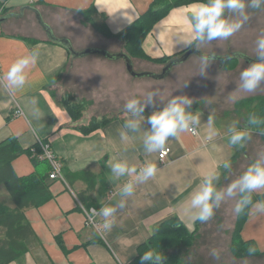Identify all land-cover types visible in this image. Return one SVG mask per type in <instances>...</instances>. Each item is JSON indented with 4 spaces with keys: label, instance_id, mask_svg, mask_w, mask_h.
<instances>
[{
    "label": "crops",
    "instance_id": "crops-1",
    "mask_svg": "<svg viewBox=\"0 0 264 264\" xmlns=\"http://www.w3.org/2000/svg\"><path fill=\"white\" fill-rule=\"evenodd\" d=\"M152 1L0 0V6H5L0 17L16 14L3 22L0 20V77L28 51L37 48L40 52L24 90L13 93L0 78V143L16 137L21 146L28 149L36 145L38 138L49 140L67 178V184L61 180H48L51 199L26 210L27 219L36 234L28 242V251L8 264H128L136 256L139 245L149 240L165 219L178 216L192 229L195 213L188 205L210 171L217 170L219 180L224 175L218 189H226L244 174L250 164L264 157L262 152L247 149L233 160V155L239 152V145L230 143L232 133L229 129L235 126L239 130L241 127L239 118L233 113L236 102L264 96V84L253 93L238 89L240 72L254 62L234 58L224 64L216 59L209 64L215 73L211 70L212 74H204L210 80L211 92L202 94L198 91L191 97V111L198 112L201 117L200 125L196 126L198 133L185 132L178 139L169 138L165 148L171 151L162 161L160 151L145 152L142 137L144 131L151 127L147 117L168 101H156L145 109L146 119L140 131L126 129L124 125L131 118L124 108L128 100L126 93L135 91L138 83L135 78L130 79L125 60H111L99 53L74 57L67 47L49 36L32 9H37L55 37L68 39L77 52L95 48L111 54H128L123 40L104 35L88 21V10L96 8L100 16H105L107 28L118 34L148 10ZM194 4L173 8L155 25L143 41V49L148 55L171 56L189 47L183 42L190 38L189 17ZM246 14L249 19L230 38L202 44L198 50L217 55L242 52L256 58V41L264 34V7L250 9ZM191 57H194L191 62L201 63L200 56L194 54ZM131 59L134 66L141 68L140 71L158 69V64L147 59ZM65 94L92 102L81 119H73L62 102ZM18 108L22 109V115L16 114ZM106 111L114 114L108 123L90 133L83 132L82 126L94 117H103ZM209 117L217 132L211 139L208 138ZM255 139L258 144L254 141L248 148L254 144H257L256 148H263L264 143L258 137H251L244 144L247 146ZM121 160L136 165V174L146 163H154L158 171L154 178L136 185L133 196L127 198L126 206L115 213V225L102 238L85 225V215L77 198L86 206H116L121 199L123 185L136 175L112 180L110 165ZM225 161H230V168L223 167ZM43 163L46 162L35 165L25 153L13 161V168L19 176L33 172L44 175L49 164L46 168ZM84 171L96 175L93 188H89L85 178L71 175ZM0 199L7 204L12 203L2 184ZM239 199V194L225 199L210 220L200 222L197 245L211 250H216L221 244L223 247L226 243L231 246L238 215L235 206ZM262 206L258 202L253 204L243 229V237L254 239L258 244L264 235ZM227 218H231V224Z\"/></svg>",
    "mask_w": 264,
    "mask_h": 264
},
{
    "label": "clouds",
    "instance_id": "clouds-1",
    "mask_svg": "<svg viewBox=\"0 0 264 264\" xmlns=\"http://www.w3.org/2000/svg\"><path fill=\"white\" fill-rule=\"evenodd\" d=\"M262 7H264V0H198L190 9V38L183 43L189 46L195 44L198 50L202 44L214 40H226L239 31L249 19L246 14L248 9H261ZM229 14H234L238 18H233V15ZM39 56V50L33 48L16 59L0 77L10 91L15 93L25 89L29 83V73L36 66ZM215 59V54L212 56L202 55L203 69L200 74H204L209 64ZM261 84H264V34L256 41V61L240 72L238 89L245 93H253ZM157 97V92H149L146 99L132 98L127 100L124 108L131 118L126 121L124 127L132 132L140 131L142 122L146 119L145 109L153 105ZM192 104L193 99L189 96H175L162 108L152 112L147 117V122L151 127L150 130L144 131L142 137L146 153L162 151L169 138L178 139L181 133L192 132L196 126L200 125V114L191 111ZM207 123L208 138L211 139L217 135V132L212 127L211 117ZM248 123L249 125H259L264 123V120L256 115H251L248 117ZM229 131L232 133L230 143L234 146H243L244 142L251 139V134L247 130H238L233 126ZM223 167L225 169L230 168V161H225ZM110 168L112 180H119L125 176L132 177L133 174L137 173V166L130 165L127 160L112 163ZM157 171V166L154 163H146L139 168L135 178L123 185L120 191L121 199L117 205L103 206L99 211L92 208L89 211V220L95 222L97 216L101 217L102 223L98 227L104 231H110L116 223L115 213L118 209L126 206L127 198L133 196L136 185L154 178ZM219 178L220 173L217 170L210 171L202 179L199 190L194 192L191 197L188 207L194 211L195 218L202 222L210 220L215 214V209L219 208L225 199L233 198L237 194L240 195L235 206L237 213L251 204V193L264 188V157L258 158L243 175L231 182L226 189L216 187ZM253 251L254 249H249L250 253ZM212 255L218 257L219 253L213 250ZM163 261L164 255L155 250H148L141 257V264H163Z\"/></svg>",
    "mask_w": 264,
    "mask_h": 264
},
{
    "label": "trees",
    "instance_id": "trees-1",
    "mask_svg": "<svg viewBox=\"0 0 264 264\" xmlns=\"http://www.w3.org/2000/svg\"><path fill=\"white\" fill-rule=\"evenodd\" d=\"M196 2L198 0H153L148 10L118 34H114L107 28L105 16H100L94 7L88 10L89 14L87 19L104 35L115 36L123 40L130 57H139L152 62H165L167 64L171 60L180 57L190 48L195 47V44L171 56L152 57L144 51L143 41L155 25L166 17L173 8ZM74 99L72 95L67 94L62 98V102L73 119L78 120L82 116L83 110L91 105L92 102L82 100L79 103L75 102ZM255 100L258 101V105L242 114L247 119L246 121L244 119L246 123L245 128L264 133V123L259 125H249L248 123V117L251 115H256L264 120L263 95L237 101L235 104V112L242 113L244 107ZM110 120L111 118L99 120L94 117L88 125L82 126L81 129L85 133H90L108 123ZM245 149V144L239 146V152L233 155V160H236ZM25 153L31 157L35 165L43 162L32 156L31 148H23L16 137H9L0 143V185L2 184L6 187L12 201L10 205L0 199V264H8L18 260L28 251V242L31 238L35 237L36 233L32 224L27 219L26 210L31 207L40 206L52 197L50 183L48 181L51 180L49 179L50 167L47 170V174L44 175L33 172L28 175L19 176L15 172L13 161ZM71 175L72 177L85 178L89 183V188L95 186L94 180L96 175L91 171ZM222 178H224V175ZM222 178L217 182V188L221 185ZM251 201V204L238 213L232 233L231 250L236 258L264 255V250L259 247L256 240L245 239L243 237V229L250 216L253 204L258 202L264 206V192L251 193ZM200 222V220H197L195 230H191L178 216L165 219L159 224L156 232L149 240L139 245L136 256L128 264H141L143 253L148 250H155L164 255L163 264H184L176 250L182 247H191L195 243L198 237ZM249 249H254V251L250 253Z\"/></svg>",
    "mask_w": 264,
    "mask_h": 264
},
{
    "label": "rangeland",
    "instance_id": "rangeland-1",
    "mask_svg": "<svg viewBox=\"0 0 264 264\" xmlns=\"http://www.w3.org/2000/svg\"><path fill=\"white\" fill-rule=\"evenodd\" d=\"M260 11L261 10H259L258 12ZM246 13H250V9H248ZM230 15H233L234 16L233 18H238L234 14H230ZM192 58L194 57H190V59L186 63L184 62L182 64H178L174 66L171 72L169 73V75H167L163 79H154L151 77H137L136 78V77H133L132 74L128 73L130 79L135 78L136 83L138 84H137V87L135 88V91L132 90L130 94L128 92L126 93L127 99L129 100L132 98H138V99L143 100L147 98V95L149 92H157L158 97L156 101L160 103H164V101H169L170 99L174 98V97L170 98V96H174V95L176 96V94L179 96L184 95V96H189V97H193L194 94H196L198 91L203 92L202 94H208V91L211 92V89L209 88L210 80L207 78L205 74H200L203 69V66L201 63L191 62ZM110 59L116 60L112 58ZM153 63L158 64V69L146 70V71L153 72V73H157V72L160 73L162 71V67H164L165 65V62H153ZM134 67H135V70L137 71L141 70V68L137 65H135ZM211 70L212 72L215 73V70L213 69V67L211 68L209 65L205 73L207 72L210 73ZM212 72L210 74H212ZM198 85L200 87H198ZM66 95L67 94H65V96ZM253 97H256V96H253ZM75 99H74L75 102H79V103L82 102L81 99H78V98L76 100ZM257 105H258V101L255 100V101L248 103L244 107L242 113L235 112V109L233 113L236 115V117L239 118V122L241 126V127L239 126L240 129L247 130L248 132H250L251 137H258L264 143V137H263L264 133L246 129L245 121L247 119H245L244 115H242L243 113L248 112L251 108ZM90 107H91L90 105L87 106L83 110V112L87 111V109H89ZM112 113L113 112L111 111L109 112L106 111V113H104L105 115L103 117H99L98 119L103 120V118H111L114 115V114L112 115ZM83 115L84 114H82V116L79 119H81ZM249 141L250 139L247 140L246 142L248 143ZM254 141L258 144L257 139L253 140L250 144H247V146L245 145L246 147L245 151L248 149V151H254V152L258 151L264 154V147L256 148L257 144H254L255 146L248 148V146L253 145ZM43 166L48 168L47 163H43ZM259 191L264 192V188L258 189L254 192L259 193ZM227 221H228V224H231V218H227ZM261 233L262 232H260L259 234ZM259 242L260 243L258 245L263 250L264 249V235H262V238L260 239ZM200 244H202V242H200ZM215 249H216L215 251L219 253L218 257H214L212 255L213 250H211V248L209 247L205 248L202 245H197L196 243H194L191 247H188V248L186 247L178 248L176 251L181 256L184 264H264L263 254L260 256H248V257L236 258L231 250V246H229V244L227 243L224 247L221 244V247H218Z\"/></svg>",
    "mask_w": 264,
    "mask_h": 264
},
{
    "label": "water",
    "instance_id": "water-1",
    "mask_svg": "<svg viewBox=\"0 0 264 264\" xmlns=\"http://www.w3.org/2000/svg\"><path fill=\"white\" fill-rule=\"evenodd\" d=\"M37 15V18L40 22V24L43 26V28H45V30L47 31V33L49 34V36L59 42L60 44H63L65 47L68 48V50L71 52V54L74 57H79V56H84V55H88L90 53H99L102 54L108 58H112V59H124L126 62V66H127V70L129 71L130 74H132L133 77H151L154 79H163L165 78L167 75H169V73L171 72L172 68L178 64H182L184 62H186L192 55L196 54L198 56H202V55H208V56H212L213 54H206L200 50H197V48L193 47L190 48L189 50H187L185 53H183L180 57L171 60L170 62H168L167 64L164 65V67L162 68V71L160 73H153V72H149V71H137L134 68L133 65V61L131 59V57L126 54V53H114L111 54L109 52H107L106 50L103 49H95V48H89L87 50L81 51V52H77L73 49L71 42L68 39H63V38H57L54 36L53 31L51 30V28L43 21V19L41 18V15L39 14V12L37 11V9L32 8ZM16 14H6L0 17V20L3 22L5 20H7L8 18H10L11 16H15ZM216 56V60H220L221 64H224L227 60L229 59H234V58H239V59H244L247 62H255L256 58H252L250 56H247L245 53L242 52H229L226 55H217ZM198 219L195 218V220L193 221V227L191 230H195L196 228V221Z\"/></svg>",
    "mask_w": 264,
    "mask_h": 264
},
{
    "label": "built area",
    "instance_id": "built-area-1",
    "mask_svg": "<svg viewBox=\"0 0 264 264\" xmlns=\"http://www.w3.org/2000/svg\"><path fill=\"white\" fill-rule=\"evenodd\" d=\"M34 1V0H31ZM5 10V6L2 7L0 6V15L3 14ZM16 114L22 115L23 111L21 108H18ZM193 135L198 133L197 127H195V130L191 132ZM39 148V150H38ZM171 149L170 148H164L162 151L159 153V158L164 161L167 156L169 155ZM32 156L38 158L40 161L46 162L49 164L50 171H49V179L51 180H61L64 183L67 184V178L64 173V169L62 166V163L57 156V154L54 152V150L51 147V142L49 140H42L40 138L37 139V143L35 146L31 148ZM77 197V196H76ZM77 201L79 203V206L81 207L84 215H85V225L87 227L93 228L97 234L104 238L106 231L102 230L101 228L98 227L102 223V218L97 216L95 218V222H91L89 220V211L92 208H95L97 211L100 210L101 207L107 206L106 204H101L99 206H89L85 205L79 198H77ZM87 210V211H86Z\"/></svg>",
    "mask_w": 264,
    "mask_h": 264
}]
</instances>
